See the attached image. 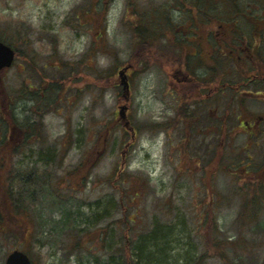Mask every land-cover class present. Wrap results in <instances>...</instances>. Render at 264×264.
Here are the masks:
<instances>
[{"label":"rangeland","instance_id":"rangeland-1","mask_svg":"<svg viewBox=\"0 0 264 264\" xmlns=\"http://www.w3.org/2000/svg\"><path fill=\"white\" fill-rule=\"evenodd\" d=\"M221 24L230 27L229 39L251 44L264 59V0H0V34L18 49L13 66L0 71L6 108L12 110L3 118L6 113L0 109V133L7 123L6 138L16 128L11 149L0 152L7 154L0 159V209L1 200H11V194L20 219L7 215L10 222L4 223L22 234L18 238L0 227V264L15 248L27 251L32 264H78V256L89 261V242L81 241L84 247L75 253V231H61L64 223L59 220L66 208L89 216L97 200L109 197L110 213L91 227L98 234L99 227L108 224L109 251L119 231L124 232L115 218L127 212L133 219L126 220L127 225L137 230L134 238L151 230L153 235L158 226L173 231L171 264L192 263L217 229L221 248L211 247L198 264H225L217 256L224 250L238 264L262 263V231L253 235L250 229L257 228L256 223L243 229L239 219L250 210L252 197L264 219V98L254 94L258 82L250 84L253 93H240L234 100L229 93L210 96L199 107L197 98H189L186 85L177 81L185 75L184 61L200 29L212 30L204 45L216 51L214 63L197 67L210 83L220 77L244 81L252 76L238 73L218 52L214 37ZM136 26L153 35L147 44L155 55L144 67L127 69L130 94L125 99L118 69L133 64L129 60L137 55ZM175 43L179 56L169 50ZM257 64H249L254 73L264 67ZM242 95L247 100L238 105ZM121 104L128 105L133 135L118 114ZM242 105L253 116H238ZM242 119L258 121L251 131ZM19 128L31 135L26 146L15 151ZM49 147L54 153L62 151L60 162L36 161ZM33 170L38 175L52 171V187L40 182L45 187L29 188L30 197L19 195L27 177L21 174ZM117 184L126 190L123 199L114 189ZM114 199L122 202L120 208H114ZM88 234L84 240H95ZM136 245L133 258L139 264ZM104 246L97 240L91 251L101 255L100 264H110Z\"/></svg>","mask_w":264,"mask_h":264},{"label":"trees","instance_id":"trees-1","mask_svg":"<svg viewBox=\"0 0 264 264\" xmlns=\"http://www.w3.org/2000/svg\"><path fill=\"white\" fill-rule=\"evenodd\" d=\"M208 20L211 21L209 16H207ZM235 18V17H234ZM182 27V25H181ZM136 30L138 32H136V37L139 40L138 45L140 46L138 48V52L137 55L135 56V59H130L129 61L132 62L135 68L138 67V64H143L142 67H144V65L151 60V55L154 57L155 53H152V48L147 44V41H152L151 39V32L147 31H140L141 30V26H136ZM182 30V28H181ZM20 35V33H19ZM18 35V36H19ZM151 35V36H150ZM0 39L13 45L12 41H9L6 37L5 34H0ZM142 43H145L146 46H143ZM15 46V45H14ZM135 47V45H134ZM176 43L173 46L169 45V50H172L176 53L177 56H179V53L176 51ZM167 49V48H166ZM157 50V49H156ZM159 50V49H158ZM162 52V51H161ZM17 53H18V49H17ZM176 56V57H177ZM152 57V59H153ZM159 57V61H161V56ZM186 60V58H185ZM182 61V59H181ZM186 62V61H184ZM132 66V67H133ZM132 69V68H131ZM186 74V71H184ZM177 77V76H176ZM184 77V76H183ZM182 78H179V80L177 79V81H180L181 83H184L187 87V94H188V86H187V81L183 80ZM105 78H110V77H105ZM189 96V95H188ZM40 97V96H39ZM42 98V97H41ZM190 98V96H189ZM188 98V99H189ZM44 99V98H43ZM119 114V113H118ZM4 120V119H3ZM8 121L10 123L9 120H5ZM7 123V122H6ZM123 123L125 124V120L123 121ZM28 125V124H26ZM7 126L9 127V124L7 123ZM125 127H127L128 129H131V125H124ZM133 128V127H132ZM133 135V133L135 134V129L133 128V130L131 131ZM26 133L25 138L23 137L22 141H16L15 145L13 146L15 148V151H18L21 149V147L24 145L26 146L27 144V140L29 138V136L31 134ZM129 136H130V132H129ZM99 141L100 140V136L98 138ZM97 141V142H99ZM13 142V139L9 138L8 140H3L1 142V148H0V152H7L9 149H11V145ZM7 154L2 155L0 154V159L2 158H6ZM56 157V156H55ZM54 156L49 155L48 153V161L50 162L51 160H53ZM41 159V158H40ZM81 166H78V168ZM77 168V169H78ZM51 173V171H50ZM49 172H44L40 175H46L45 179L43 180V177L38 175L39 173H36L34 170L32 173H28V174H21V176H27L23 179V182H21L22 186L19 189V195H24L25 197H27V195L30 197V191L32 189L29 188H36L38 186H43L45 187L46 185H48L47 187H52L50 180H51V176H50ZM30 174H34L35 176H30ZM122 174V173H121ZM38 175V176H36ZM117 175V174H116ZM12 180H14V178H11ZM45 184L42 185L41 183ZM118 182H121V180H118ZM123 183V182H121ZM33 189V190H34ZM115 191H119L120 192V199L124 197V193H126V190L123 189V186L121 184H117L115 185ZM113 197V196H112ZM10 198L11 200H8L6 197H4V199L1 200V209H0V227H1V232H8L11 231V233H15L17 235V237H21L22 234L19 233V231L15 229L14 225L12 228H8L5 226L4 221H9L10 222V218L7 215L11 216V219L13 218H19L18 217V212L21 211H16V208H14L13 211V207L11 205V203H13V198L12 195L10 194ZM13 199V200H12ZM21 199V197L19 198ZM257 198L252 197L250 201H252V205L250 210H245L244 212L246 213H241V215H239V219H240V226L244 228L252 226L253 223H256V227L250 230H252V232L254 233L253 235H256L255 232L257 233V231H262L260 232L261 237H263V241H264V219H261L256 208H255V200ZM108 200V201H107ZM109 199H106L105 202L103 201L102 203H100V199L97 200L95 202V209H93L94 205L93 203H91V207L93 209V211L90 213L89 216H85V213L82 212V210H70L68 208H66L63 212V215H61L59 222H62V224L64 223L63 226L60 227V230L62 231L64 228H68L70 230H74L75 234H73L72 237H75V249H77V251L75 253H79L80 250H82V247H84V245L82 244L81 241H87L89 242L88 245V250L90 251V257H89V261H84L83 260V256H78L77 257V262L78 264H89V262H92L94 264H100L102 262L101 260V255H98L96 252H92V247L97 248V240L98 241H103V243H105V248H106V259L107 262H110V264L113 263H117V264H136L134 261V254H133V250H132V246L134 247L136 244V249L139 252L141 258H140V263L139 264H167V262L170 263L169 260H171L172 256H169V250L168 248L170 247V245H172L174 243V241H176L174 239V235H173V231H171V229H166L164 230L163 227L164 226H158L156 227V225L154 227L155 228V234L151 235L152 230L147 234H143V233H138V235L134 238V234L136 233L135 230H131L130 229V225H127L126 220H131L133 221V219H131L128 215L127 212H122L123 215H121L120 217L115 218V224L116 222L118 223V226H122L124 232L122 233L121 231H119L120 235L118 240L115 241L114 243V248L112 249V251H109L108 249V240H109V236H110V232H109V228H108V224L103 225L102 227H99L100 230L97 233V230H95L94 228H91L92 226L95 225V223L104 218L107 217L109 212V208L106 207L107 204H109ZM15 201V200H14ZM107 201V203H106ZM115 201V199H114ZM101 204V205H100ZM122 202L120 200H116L114 202V208H120ZM100 205V206H99ZM244 205H246V203H244ZM243 205V206H244ZM108 206V205H107ZM99 207H101L103 210H99ZM24 210V209H23ZM66 215L70 216L69 218H64ZM76 215V217H75ZM75 217L73 221H70L71 217ZM20 219V218H19ZM22 220V219H21ZM20 223V221H19ZM134 223V222H132ZM14 224V223H13ZM159 224V223H158ZM261 224V225H260ZM58 226V225H56ZM117 227L116 225L113 227V231H114V236L116 238L117 235ZM111 230V229H110ZM158 230V233H157ZM129 231H134L132 234L129 235ZM214 232V236L212 238H208L206 240V242L204 243V250L202 251L201 255H199L197 258L194 259V261L190 264H198L199 259H201L202 257L204 258L205 255L208 253L209 249L212 247L213 249H220L222 246V239H219L217 236L218 234H220V232L217 230H213ZM89 233V234H88ZM95 238V240L87 238V240H84V236L87 235ZM95 234V236L93 237V235ZM137 234V233H136ZM242 236V235H241ZM239 236V238L241 237ZM254 239L256 241V237L254 236ZM89 240V241H88ZM101 243V242H100ZM234 243V242H233ZM225 247L228 249H231V245H229V242H226ZM254 246V245H253ZM130 247V249H129ZM262 247L264 248V246L262 245ZM135 248V247H134ZM139 249V250H138ZM208 250V251H207ZM217 256H219L220 259H222L223 261H225V264H238V262H235L233 259H230V256H228V254L226 253V250H224V252H217ZM93 259H92V258ZM110 259V261H109ZM137 261V260H136ZM171 264V263H170ZM261 264H264V260L262 261Z\"/></svg>","mask_w":264,"mask_h":264},{"label":"flooded vegetation","instance_id":"flooded-vegetation-1","mask_svg":"<svg viewBox=\"0 0 264 264\" xmlns=\"http://www.w3.org/2000/svg\"><path fill=\"white\" fill-rule=\"evenodd\" d=\"M203 25V24H202ZM227 26V25H226ZM225 25L221 24L220 29L216 32V35L214 37L215 42L218 44V48L220 54L226 55L228 59H230V64L232 67H235L237 69L238 73H240L243 76H247L249 74H252L251 77H249L247 80H237L235 77H220L219 82H212L210 83V78L208 74H206L203 70L199 72L198 66H204L208 65V63H214L215 59V49L213 46H205V43H208L209 41V35L212 30L207 31L200 29L196 36H193L191 40V46L189 47V53L186 56V74L183 77V80L187 81L188 86V95L190 97H196L197 104L200 107V102L203 101L206 98H209L210 96H216L220 97V95L225 93H229L231 100H234V98L239 95L240 93H253L250 89L251 85L254 82H258V87L256 88V91L254 94L256 96H259L260 98H264V67H259L264 65V59L261 56L262 51H258V49H252L251 44L242 45L237 44L236 41H233L229 39L232 38V33L230 27H226ZM260 36V35H259ZM256 38V36H254ZM254 43V40H253ZM264 54V51H263ZM258 64H257V63ZM257 64V67H259L258 73H254L255 71H252V68L249 67V64ZM261 74V75H260ZM179 80V78H177ZM215 80V79H214ZM248 81V83H246ZM245 86V87H244ZM3 97V102H0V109L1 112L3 111L4 115L3 118L9 117V114L11 115L12 110H7V103H8V95L5 92L4 86L0 81V100ZM239 97V96H238ZM248 97V95H247ZM29 98H27L28 100ZM35 99V98H34ZM30 100V99H29ZM28 100V101H29ZM247 98L242 95L238 98V105H241V102H245ZM246 105V104H245ZM242 105V108H237L238 116H253V114L249 113L248 109L245 108L247 106ZM10 106V105H9ZM194 106V105H193ZM195 107V106H194ZM198 107V108H199ZM230 114V109H227ZM232 110V109H231ZM7 115V116H6ZM259 116L258 114H256ZM259 117H262L259 116ZM3 119H1L2 121ZM7 120V119H4ZM258 120H255L253 123H250L246 119H242L241 123H244L246 127L252 128L256 127V122ZM15 130L16 128L13 127ZM12 131L10 132L9 138H12ZM20 135L17 138L18 141H22L23 137L26 136V131L19 128ZM6 132L7 130H2L0 133V141L2 139H9L6 138ZM29 135V134H28ZM16 141V140H14ZM48 153L49 155L54 156L53 160L50 162L48 161ZM35 155V153L33 152ZM32 155V152H31ZM38 159L36 161H41L44 164H51L53 161L59 163L62 157V151L58 150V153H54V151L49 147L48 150H43V155L38 153ZM56 156V157H55ZM59 156V157H58ZM41 158V159H40ZM56 158V159H55ZM209 172V168L207 167L205 169ZM257 171V170H256ZM254 171V172H256ZM247 173V171H246Z\"/></svg>","mask_w":264,"mask_h":264},{"label":"water","instance_id":"water-1","mask_svg":"<svg viewBox=\"0 0 264 264\" xmlns=\"http://www.w3.org/2000/svg\"><path fill=\"white\" fill-rule=\"evenodd\" d=\"M15 51L7 43L0 40V69L10 66L14 60ZM129 65H125L119 70L120 83L123 85V93L127 95L129 93V81L127 76V69ZM127 105H121L119 114L122 118H126ZM128 124V120L125 121ZM5 264H31V258L29 255L20 249H14L8 253Z\"/></svg>","mask_w":264,"mask_h":264}]
</instances>
